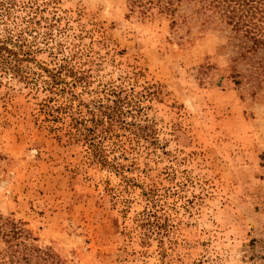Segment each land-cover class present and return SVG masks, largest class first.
<instances>
[{"label": "rangeland", "instance_id": "374dc122", "mask_svg": "<svg viewBox=\"0 0 264 264\" xmlns=\"http://www.w3.org/2000/svg\"><path fill=\"white\" fill-rule=\"evenodd\" d=\"M195 10L0 0V36L31 55L0 65V214L62 264H264V50ZM60 65L75 86L51 87ZM120 90L135 125L102 140L104 167L80 124Z\"/></svg>", "mask_w": 264, "mask_h": 264}, {"label": "trees", "instance_id": "16d2710c", "mask_svg": "<svg viewBox=\"0 0 264 264\" xmlns=\"http://www.w3.org/2000/svg\"><path fill=\"white\" fill-rule=\"evenodd\" d=\"M125 2L131 13L139 11L143 15L156 9L174 17L181 7L196 9L195 14L204 17L207 23L219 21L229 27L234 37L247 51L264 50V0H125ZM32 10L35 16L40 11L39 6ZM21 41H13V36H0V65L4 63V56H8L14 70H18L22 63L30 58V53L22 50L24 44ZM23 42L26 40L23 39ZM8 43L12 45L11 48ZM45 71L51 80L52 88L62 79L60 76L62 71L72 78V85L75 86L80 80L78 73L65 65ZM68 93L69 100L78 99L72 92ZM109 95L113 106L99 108L102 120L95 124L94 120L89 119L80 124L87 148L97 156L99 163L104 167L109 165V162L103 156L102 140L106 136H116L120 130H131L135 125L133 119L137 113L130 91H111ZM85 107L88 115L95 113L97 109L94 101H90ZM129 116L131 121L127 120ZM101 126L103 130L101 134H97V128ZM35 241L31 233L20 223L0 214V242L4 245L0 251V264H62L58 256L50 250H43L34 245Z\"/></svg>", "mask_w": 264, "mask_h": 264}]
</instances>
